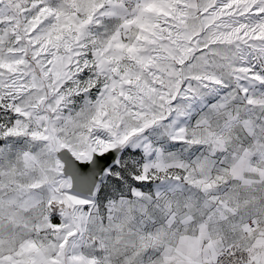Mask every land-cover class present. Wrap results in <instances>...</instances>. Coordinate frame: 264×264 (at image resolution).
<instances>
[{
  "label": "snow or ice",
  "instance_id": "1",
  "mask_svg": "<svg viewBox=\"0 0 264 264\" xmlns=\"http://www.w3.org/2000/svg\"><path fill=\"white\" fill-rule=\"evenodd\" d=\"M0 264H264V0H0Z\"/></svg>",
  "mask_w": 264,
  "mask_h": 264
}]
</instances>
